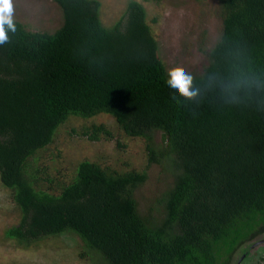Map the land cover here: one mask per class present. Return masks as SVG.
<instances>
[{
	"label": "trees",
	"instance_id": "obj_1",
	"mask_svg": "<svg viewBox=\"0 0 264 264\" xmlns=\"http://www.w3.org/2000/svg\"><path fill=\"white\" fill-rule=\"evenodd\" d=\"M52 1L62 15L53 33L3 24L0 183L18 211L4 238L27 249L71 233L92 264H242L264 239V0H219L221 33L188 73L192 98L169 90L141 3L130 0L106 26L98 0ZM100 114L143 140L147 167L171 177L145 215L135 197L145 171L83 160L58 184L35 166L70 116ZM81 133L113 137L103 124Z\"/></svg>",
	"mask_w": 264,
	"mask_h": 264
},
{
	"label": "rangeland",
	"instance_id": "obj_2",
	"mask_svg": "<svg viewBox=\"0 0 264 264\" xmlns=\"http://www.w3.org/2000/svg\"><path fill=\"white\" fill-rule=\"evenodd\" d=\"M98 1L101 21L112 26L130 0ZM135 1L141 3L147 12V22L157 38L159 56L167 72L170 75L199 73L206 64L204 50L209 49L221 33L219 0ZM10 4L12 19L22 23L28 31L53 33L62 24L61 10L52 0H10ZM70 117L73 119L57 129L53 143L36 155L35 166L41 170V176L52 177L58 184L68 183L75 166L83 160L116 171H145L147 180L135 193L139 210L145 215L150 207L158 206L156 200L171 184V177L163 172L165 169L161 165L147 167L143 140L122 136L113 118L105 114L89 119ZM93 124L105 125L113 137H102L97 142L87 140L81 132ZM17 222L18 211L11 193L0 183V264H57L52 260L60 261V264H92L88 257H80L82 244L71 233L51 236L27 249L4 238L5 228ZM242 253V250L236 253L233 263ZM260 254L264 255L263 243L257 250L249 251L242 264H253Z\"/></svg>",
	"mask_w": 264,
	"mask_h": 264
},
{
	"label": "clouds",
	"instance_id": "obj_3",
	"mask_svg": "<svg viewBox=\"0 0 264 264\" xmlns=\"http://www.w3.org/2000/svg\"><path fill=\"white\" fill-rule=\"evenodd\" d=\"M11 11L10 0H0V43L8 39L3 24H7L9 29L15 31ZM168 88L170 91L187 98H192L197 94V90L192 87V77L183 72L174 73L172 75L171 81L168 83Z\"/></svg>",
	"mask_w": 264,
	"mask_h": 264
},
{
	"label": "water",
	"instance_id": "obj_4",
	"mask_svg": "<svg viewBox=\"0 0 264 264\" xmlns=\"http://www.w3.org/2000/svg\"><path fill=\"white\" fill-rule=\"evenodd\" d=\"M262 242H264V239L259 241V243H262ZM239 261H240V260H239ZM239 261H238V262H239Z\"/></svg>",
	"mask_w": 264,
	"mask_h": 264
},
{
	"label": "bare ground",
	"instance_id": "obj_5",
	"mask_svg": "<svg viewBox=\"0 0 264 264\" xmlns=\"http://www.w3.org/2000/svg\"><path fill=\"white\" fill-rule=\"evenodd\" d=\"M199 183H201V182H199Z\"/></svg>",
	"mask_w": 264,
	"mask_h": 264
}]
</instances>
